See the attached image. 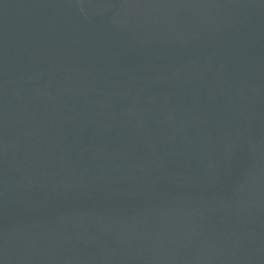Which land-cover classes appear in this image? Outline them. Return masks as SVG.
I'll list each match as a JSON object with an SVG mask.
<instances>
[{
  "label": "water",
  "instance_id": "water-1",
  "mask_svg": "<svg viewBox=\"0 0 264 264\" xmlns=\"http://www.w3.org/2000/svg\"><path fill=\"white\" fill-rule=\"evenodd\" d=\"M0 264H264V0H0Z\"/></svg>",
  "mask_w": 264,
  "mask_h": 264
}]
</instances>
